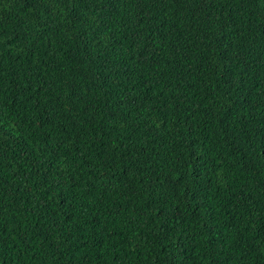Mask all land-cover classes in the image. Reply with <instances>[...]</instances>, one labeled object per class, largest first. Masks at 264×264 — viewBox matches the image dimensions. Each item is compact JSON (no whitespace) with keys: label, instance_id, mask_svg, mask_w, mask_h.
I'll use <instances>...</instances> for the list:
<instances>
[{"label":"trees","instance_id":"16d2710c","mask_svg":"<svg viewBox=\"0 0 264 264\" xmlns=\"http://www.w3.org/2000/svg\"><path fill=\"white\" fill-rule=\"evenodd\" d=\"M0 264H264V0H0Z\"/></svg>","mask_w":264,"mask_h":264}]
</instances>
